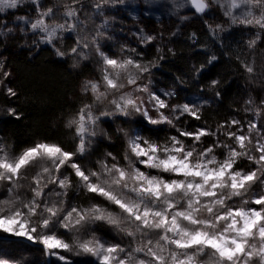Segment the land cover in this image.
Returning a JSON list of instances; mask_svg holds the SVG:
<instances>
[{
  "label": "snow or ice",
  "instance_id": "1",
  "mask_svg": "<svg viewBox=\"0 0 264 264\" xmlns=\"http://www.w3.org/2000/svg\"><path fill=\"white\" fill-rule=\"evenodd\" d=\"M24 2L0 0V13L16 9ZM193 2L198 11L206 7L204 0ZM240 3L264 7V0H240ZM237 5L236 0H232V7ZM100 6L94 5L95 8ZM50 12L51 9L40 13V18L30 24L31 30L40 35L34 46H52L60 59L65 56L78 58L73 60L72 68L79 67L80 61L88 60L89 50L94 48L102 61L98 69L101 81L85 80L82 83L81 91L91 93L92 103L83 105L67 121L66 127L74 128L78 139L74 151L65 150L56 142L39 140L15 157L0 156V187L7 184L10 197L0 201V233L9 234L7 242H11L13 237L24 238L41 245L48 257H56L65 264L66 257L56 250L62 249L78 257H93L98 264H264V130L261 126L250 121L247 133L237 134L231 129L238 126V131L242 132L244 125L233 118L221 122L215 131L205 127H197L195 131L177 127L174 120L184 115L201 120L203 106L187 103L170 105L164 98L170 94L159 96L150 90L148 84L138 85L150 67L131 57L110 58L100 45L102 38H108L107 34L99 28L91 38L77 32L67 53L55 48V40L62 39L65 33L76 32L74 18L77 12L68 11V20L64 23H47L44 17H48ZM18 19L24 21L26 17ZM5 23L0 21V24ZM239 23L264 30V16L256 18L250 11ZM20 30L24 32L25 28L22 26ZM12 31V28H7V32ZM3 34L4 30L0 28V35ZM254 43L255 40L250 41L249 47ZM214 59L216 57L210 61ZM244 67L247 73L254 72L252 66L245 64ZM10 76L11 71H5L4 64L0 62V84ZM218 83V80L211 81L213 86ZM129 86L131 91L127 90ZM138 93L147 94V102ZM6 95L15 97L17 93L8 87ZM216 96L219 98L220 93L216 92ZM98 104L104 105V110L97 114L93 108ZM246 104L251 105V99ZM165 110H169L171 115H166ZM151 111H155L157 117H152ZM245 111H252V108H245ZM255 111L259 117L260 110ZM8 114L20 118L14 108H9ZM137 116L152 126L168 124L176 127L179 136L171 135L166 142L157 143L141 135H129L127 130L118 128L117 131L123 132L126 138L123 154L126 166H121L111 152L97 161L98 170H85L75 162L74 157L84 155L92 140L101 133L111 141L106 130L98 131L102 120L115 121L121 117L132 120ZM252 133L257 137L255 143ZM219 134L234 144L220 141ZM207 136H212L214 142L201 147L203 138ZM181 137L190 138L192 143L186 144ZM217 149L224 150L222 159L216 154ZM109 158L112 160L110 164ZM241 158L248 161L249 170L235 167ZM65 167L74 173L75 185L71 175L61 177ZM29 168L36 169L30 178L27 175ZM25 180L27 185L22 183ZM51 185L60 191L48 192L49 197H64L59 205L55 201L50 205L45 198V192ZM256 185L260 186V191L253 193L250 200L245 198ZM25 187L31 192L30 198L20 194ZM73 187L77 191L82 189L85 195L94 194L102 198L109 206L98 203L87 207L73 205L61 218L66 198ZM234 198H240L238 206L231 203ZM98 222L130 237L136 246L128 249L120 244H106L94 233L89 239L82 240L81 231ZM56 226L72 233V241L59 238L53 231ZM153 234L158 236L155 242L148 238ZM4 242L0 238V244ZM137 254H142V258ZM0 264L17 262L3 258ZM80 264L91 262L81 260Z\"/></svg>",
  "mask_w": 264,
  "mask_h": 264
},
{
  "label": "rangeland",
  "instance_id": "2",
  "mask_svg": "<svg viewBox=\"0 0 264 264\" xmlns=\"http://www.w3.org/2000/svg\"><path fill=\"white\" fill-rule=\"evenodd\" d=\"M204 2L206 7L201 13L196 14L191 0H118V2H115V0H79L78 3H75L74 0H35V2L34 0H25V2L21 5H18L16 9H6L3 13H0V21L6 22L5 24H0V28L4 30V34L0 35V44H5L8 41H15L19 43V46L21 45L25 49L27 48L36 50L41 47L47 48L52 52L54 58L72 65L73 60L78 58L73 56H65L63 59H60L57 58L52 46H34V42L40 39V35L38 32H33L31 30L30 24L35 22L36 19L40 18V13L47 12L49 9H51L49 16L44 17L47 23H64L66 20H68L66 15L67 12L70 10H75L77 12V17L74 18V22L77 24L76 32L65 33L62 39L55 40V48L67 53L75 42L77 32L83 36H88L91 38L96 34V31L99 28L101 31L107 34L108 38H102L100 40V45L102 50L107 55H109L110 58L124 59L131 57L150 67L149 72L143 74L141 79L137 82L138 85L143 86L144 84H148L150 90L159 96L170 94L167 95V97H164L168 100L170 105L187 103L189 105H196L197 107H205L210 104L211 99H207L206 97L200 96L199 94H181L177 90L166 88L158 79H155V75L152 73V67L150 66V63L147 64L142 62V59L146 62H149V60L152 59L153 52L155 51L154 49H156L155 46L160 38L163 40L164 38H177L181 36L182 29L193 21L204 22L209 28H211L213 32H218L226 27H232L234 29L243 31L248 43L255 40V43L252 46H254L262 38L264 30H260L258 26H245L239 23V20L245 15H248L249 11L251 12V15L255 16L256 18L264 16V7L248 6L240 3V0H236L238 4L236 8L232 7V0H204ZM31 3L34 8L32 11L22 15L15 14L20 7ZM96 4H100L101 6L99 8H95L94 5ZM225 13L228 14L226 15ZM21 16L26 17V20H19L18 17ZM166 24L170 26L168 29L165 28ZM22 26L25 28L24 32H21L20 30ZM9 27L13 29L12 32H7V28ZM158 32H160L159 35ZM149 36L153 37V39L148 40L147 37ZM152 48L153 51L151 52ZM133 49L135 51H133ZM143 49H145L144 52ZM139 50H141L145 56H143L144 54L141 56ZM101 63L102 61L100 57L97 56L95 49L92 48L89 50V59L80 61L79 67L71 69L80 70L86 68L85 79L82 81V83L85 80L101 81V72L98 70ZM10 81L11 76L4 80V83L9 85ZM149 81H151V83H149ZM101 90H103V88ZM127 90L131 91V86H129ZM84 95H86L88 98V102L86 104H91V93H84ZM138 95L142 96L144 101L147 102V94L138 93ZM109 99H112V97L110 96ZM205 101L208 103L204 104ZM105 104H107V101H105ZM244 106L247 108H252V111H248V113L251 114L248 121H240L241 124L244 125L242 132L238 131V126H235L231 129L232 131H237V134L247 133L248 122L254 121L257 123L258 117L256 116L255 111L258 109L257 106L254 105L253 102L251 105ZM149 107L151 106L149 105ZM102 110H104V105L98 104L93 108V111L97 114ZM165 114L171 115L169 110H165ZM150 115L154 118L157 117V113L155 111H151ZM177 115H179V112H177ZM188 117L189 116L184 115L179 120H174V123L177 127L189 131H195L197 127H203L198 125L193 127L188 122L185 123ZM191 119L193 120V118ZM186 124L187 126H185ZM118 128L127 130L129 135H141L147 138L148 131L152 132L160 130L159 136L161 138L155 140L157 143L166 142L168 137L171 135L179 136L176 127L170 126L168 124L152 126L139 116L132 120L122 117L117 118L115 121L104 119L101 121L98 131L100 129L106 130L111 136V141L106 139L101 133L92 140L89 150L84 155H77L74 157L75 162L79 163L85 170H98L97 161L104 159L105 154L110 152L107 148L103 149V146L106 147L107 145H113L114 143L119 142L121 148L123 147L122 157L120 155L118 156V154L115 152L111 153H113L119 159L121 166H126L123 158V154L126 149V138L123 132L117 131ZM218 138L220 141L234 144V141L231 140H229L231 142H227L228 138L223 134H219ZM256 138V134L252 133L253 143H255ZM73 139L76 140L74 141L76 148L78 139L75 137V134L73 135ZM148 139L154 141V139ZM181 139H184L186 144L192 143L190 138L181 137ZM3 141V138L0 136V156H8L9 158H12L20 154L10 152L9 149L4 145ZM213 142L214 138L210 136L209 144H212ZM201 147H205L202 142ZM216 154L222 159L224 150L217 149ZM108 162L110 164L112 163V160L109 158ZM235 167L237 169L249 170L250 166L245 158H241ZM35 171V168H29L27 170V175L29 178L35 174ZM60 175L61 177L64 175H71L73 185L77 183L74 173H72V170L68 167L63 168ZM22 183L27 185L28 181L25 180L22 181ZM8 187L9 186L7 184L0 187V201L10 198ZM53 190L60 191V189L56 188L55 185H51L45 192V198L48 200L50 205L54 201L57 203V205H59L60 200L64 199V197H49L47 193ZM259 191L260 186L256 185L245 198L250 200L253 193H258ZM78 192H81L85 195L82 189L77 191L75 187L69 191L64 204V213L61 214V218L64 214H66L67 211L71 209L73 205H82L87 207L92 204V202H85L83 204L76 203L72 198ZM20 194L28 198L31 197V192L28 191L27 187L21 189ZM87 196H89V194ZM93 196L95 197L94 203L103 204L106 207L109 206L102 198L97 197L94 194ZM231 203L238 206L241 203V200L240 198H234ZM53 231L57 233L59 238H63L67 242L72 241V233L59 228L58 226L54 227ZM93 233L101 240V242L106 244H120L121 246L128 249L136 246L130 237L124 236L123 234H118L115 229L101 222H98L95 225L87 226L81 231L80 237L82 240L89 239ZM0 237L6 241L1 245L11 246L15 251H20V256H22H17V254L12 256L8 255V252L6 251H0V259L8 258L10 260L16 261L17 264H20L21 261H26L28 257H32L34 264H49V262H51V264H65V261H59L56 257H49V261H47L45 252L39 247L41 245L30 242L31 244L36 245L33 246L26 243L28 241H26L24 238L14 237L11 238V242H7L9 234L0 233ZM148 238L155 242L156 239H158V236L153 234ZM138 241L139 238H137V242ZM34 249L38 250V252ZM33 251H36L38 254L34 253ZM56 251L58 254L64 255L66 257L67 264H80L81 260H88L91 262V264H98V262L95 261V258L93 257H78L73 253L65 252L62 249ZM137 255L142 258V254ZM204 259H207V257H204Z\"/></svg>",
  "mask_w": 264,
  "mask_h": 264
},
{
  "label": "trees",
  "instance_id": "3",
  "mask_svg": "<svg viewBox=\"0 0 264 264\" xmlns=\"http://www.w3.org/2000/svg\"><path fill=\"white\" fill-rule=\"evenodd\" d=\"M33 9L32 3L26 4L15 14H26ZM169 27L165 25V28ZM207 27L202 21H193L182 29L181 36L160 38L152 59L149 62L142 59V62L150 63L155 79L166 88L211 99L210 104L201 109V120L187 118L191 126L215 131L221 122L233 118L248 121L251 114L245 111L244 105L251 99L260 110L257 123L264 130V104L261 103L264 101V33L254 46L249 47L243 31L226 27L213 32ZM18 44L15 41L0 44V62L6 71H11L9 85L4 81L0 84V136L4 145L10 152L19 154L35 142L46 140L74 151V130L66 124L88 102L81 91L86 68L71 69L70 64L54 58L47 48L31 50ZM139 52L141 56L144 54ZM212 57L216 59L210 61ZM245 64L253 67L252 74L247 73ZM212 80L219 83L213 86ZM8 87L16 91L15 97L6 95ZM216 92L220 93L219 98ZM9 108H14L20 118L10 116ZM159 132L148 131V138L160 139ZM209 141L210 136L204 137L202 144L207 147ZM106 148L122 157L123 147L119 142L103 146ZM72 199L78 204L95 202L93 194L87 196L81 192ZM0 251L12 256L21 255L11 246L1 244ZM36 251L33 252L38 254ZM20 264H34V261L28 257Z\"/></svg>",
  "mask_w": 264,
  "mask_h": 264
},
{
  "label": "water",
  "instance_id": "4",
  "mask_svg": "<svg viewBox=\"0 0 264 264\" xmlns=\"http://www.w3.org/2000/svg\"><path fill=\"white\" fill-rule=\"evenodd\" d=\"M191 1H192V4H193V7H194L195 11H197L198 13H200L201 11H203V10L198 11L197 8H196V4L193 2V0H191ZM197 2H198V0H197ZM0 238H2V237H0ZM26 243L31 244L29 241L26 242ZM31 245L36 246L35 244H31ZM39 247L41 249H43L42 246H39ZM45 256H46V260L49 261V257L46 255V253H45Z\"/></svg>",
  "mask_w": 264,
  "mask_h": 264
},
{
  "label": "bare ground",
  "instance_id": "5",
  "mask_svg": "<svg viewBox=\"0 0 264 264\" xmlns=\"http://www.w3.org/2000/svg\"><path fill=\"white\" fill-rule=\"evenodd\" d=\"M195 12H196V14H199L197 11H195ZM201 12H202V11H201ZM201 12H200V13H201Z\"/></svg>",
  "mask_w": 264,
  "mask_h": 264
}]
</instances>
